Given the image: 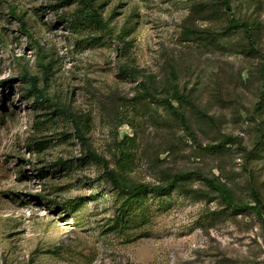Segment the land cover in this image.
I'll return each mask as SVG.
<instances>
[{
  "label": "rangeland",
  "instance_id": "1",
  "mask_svg": "<svg viewBox=\"0 0 264 264\" xmlns=\"http://www.w3.org/2000/svg\"><path fill=\"white\" fill-rule=\"evenodd\" d=\"M226 1L92 0L100 27L78 0H0V264H264L257 215L226 207L202 180L121 210L53 107L75 115L125 182L198 172L264 205V0ZM232 19L253 29L254 50ZM27 76L49 102L31 96ZM170 80L191 102L174 105L195 141L143 96L146 86L166 97ZM225 137L236 142L207 149ZM58 159L66 166L49 170ZM76 197L84 203L63 211Z\"/></svg>",
  "mask_w": 264,
  "mask_h": 264
},
{
  "label": "trees",
  "instance_id": "2",
  "mask_svg": "<svg viewBox=\"0 0 264 264\" xmlns=\"http://www.w3.org/2000/svg\"><path fill=\"white\" fill-rule=\"evenodd\" d=\"M82 5L83 8L90 10L89 18L98 26H102L100 17L98 12L96 11L92 0H78ZM225 4L226 8H228V3L226 0H222ZM11 14H15L14 8L11 9ZM18 21L21 23L22 27L25 29L26 33L29 35L31 40L34 38L31 36V31L27 25V23L18 18ZM230 27L232 29L240 28L247 41L248 45L250 46L251 50H254V34L253 29L246 23L241 22L239 20H231ZM127 74L132 76V72L125 71ZM170 74L172 78H175V73L173 68L170 69ZM149 78L154 79V77L150 76ZM26 83L29 86V92L31 96H35V98L41 102H49V99L44 96L41 89L38 87L37 79L32 76L26 77ZM143 96L150 102L158 103L159 105L163 106V108L172 115L179 123L181 129L192 139H195L194 132L191 129V126L182 112V110L175 106L174 103L178 105L182 104H191L188 97L182 94V92L178 89V86L174 83L173 80L169 81L168 85V95L166 97L158 98L156 97L150 89L143 87ZM264 95V92L261 93V96ZM54 110L59 112L60 114L67 116L69 120L73 124L74 128V137L78 140V142L83 146L84 149V156L79 161H90L94 162L102 167L103 174L105 178L111 183L113 186L114 191L118 199H121V210L124 208H129L130 204L135 202L139 197L143 195H155V196H166L174 191H182L183 186L192 180L198 179L202 180L210 190L216 193L217 198L228 208L232 209L233 211L237 212H245L248 210H252L258 217V219L262 223V227L264 230V205L259 198L258 193L255 190H252V197L254 200V205L244 204L238 202L235 199L234 192L232 189L224 182L204 176L198 172H181L175 173L169 176L165 183L163 184H145V183H128L125 182L120 178V176L113 170L110 166V162L106 159V157L97 154L96 152L92 151L90 148V144L88 142L87 137L85 136L84 132L82 131L81 127L78 124V120L73 113L68 111L66 108L61 107L59 105H53ZM236 141L231 137H225L219 145H208L207 149L213 151H218L220 148H225L226 144L235 143ZM66 161H62L58 159L56 162L49 167V170H61L63 166H66ZM47 169L45 168H38L32 169L37 173V176H41L46 172ZM84 203V198L76 197L73 199H67L61 204V208L63 211L67 213H73L77 208H79ZM128 211V210H127Z\"/></svg>",
  "mask_w": 264,
  "mask_h": 264
}]
</instances>
